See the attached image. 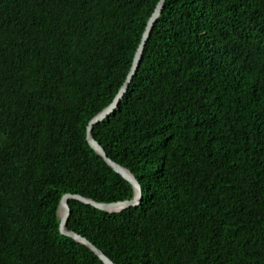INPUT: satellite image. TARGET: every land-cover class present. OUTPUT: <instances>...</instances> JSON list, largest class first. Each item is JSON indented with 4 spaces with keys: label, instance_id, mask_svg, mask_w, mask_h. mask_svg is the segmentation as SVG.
Returning <instances> with one entry per match:
<instances>
[{
    "label": "trees",
    "instance_id": "trees-1",
    "mask_svg": "<svg viewBox=\"0 0 264 264\" xmlns=\"http://www.w3.org/2000/svg\"><path fill=\"white\" fill-rule=\"evenodd\" d=\"M159 1L0 0V264H105L58 208L134 197L87 126ZM93 135L144 198L71 200L69 229L116 264H264V0H166Z\"/></svg>",
    "mask_w": 264,
    "mask_h": 264
},
{
    "label": "water",
    "instance_id": "water-1",
    "mask_svg": "<svg viewBox=\"0 0 264 264\" xmlns=\"http://www.w3.org/2000/svg\"><path fill=\"white\" fill-rule=\"evenodd\" d=\"M165 2L166 0H160L153 14L149 18L141 42L136 51L130 71L127 75L124 84L121 86L119 92L117 93L116 96H114L115 97L114 100L101 112L95 115L90 120L87 126V139L88 142L90 143V146L94 148L96 152L105 159V161L109 166H111L117 173L122 175L126 180H128L132 184L134 189V197L132 199L116 201V202H99L92 198L82 196L80 194L67 193L62 196L58 208V217L60 218V232L63 235L71 237L77 242H80L86 245L87 247H89L105 264H116V263L109 256H107L99 247H97L93 242H91L88 238L84 237L83 235L79 234L74 230L69 229L68 227V222L70 218L69 216L72 214L70 201L78 200L87 205L94 206L99 210H103L109 213H119L132 207H138L141 205L143 201L144 191L139 179L130 169L114 161L112 158L108 156L105 148L94 137L93 130L96 125L107 120V118L119 108L123 100V97L127 93L129 86L138 71L146 44L151 36V33L153 31L156 22L158 21L159 17L161 16L164 10Z\"/></svg>",
    "mask_w": 264,
    "mask_h": 264
}]
</instances>
